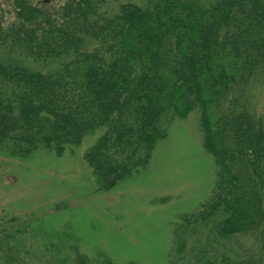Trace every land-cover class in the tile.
<instances>
[{"label":"trees","instance_id":"16d2710c","mask_svg":"<svg viewBox=\"0 0 264 264\" xmlns=\"http://www.w3.org/2000/svg\"><path fill=\"white\" fill-rule=\"evenodd\" d=\"M262 78L264 0H0L8 157L85 143L106 192L148 170L176 120L198 115L216 179L177 221L172 264H264V115L249 97ZM71 233L64 245L33 219H4L0 264H116L79 254Z\"/></svg>","mask_w":264,"mask_h":264},{"label":"rangeland","instance_id":"374dc122","mask_svg":"<svg viewBox=\"0 0 264 264\" xmlns=\"http://www.w3.org/2000/svg\"><path fill=\"white\" fill-rule=\"evenodd\" d=\"M249 97L264 115V78L252 84ZM169 132L148 170L106 192L96 189L82 160L85 143L62 157L13 159L0 151V222L33 219L64 245L70 226L77 252L94 261L172 264L177 221L210 197L216 164L204 149L198 115L176 120Z\"/></svg>","mask_w":264,"mask_h":264}]
</instances>
